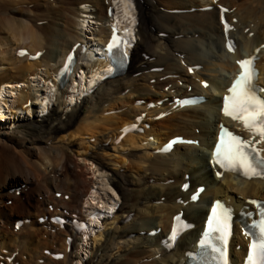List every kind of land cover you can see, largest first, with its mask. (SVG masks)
Here are the masks:
<instances>
[{
    "label": "bare ground",
    "instance_id": "1",
    "mask_svg": "<svg viewBox=\"0 0 264 264\" xmlns=\"http://www.w3.org/2000/svg\"><path fill=\"white\" fill-rule=\"evenodd\" d=\"M24 1L0 0V7L6 4L3 14L20 11ZM144 1L148 25L141 23L139 33L137 0H77L95 3L101 20L115 21L105 39L81 36L78 27L84 30L88 19L79 5L75 13L65 6L73 18L68 27L55 20L35 28L23 17L0 15V264H82L76 259L83 260V227L102 224L89 213L109 203L118 209L93 237L84 264L198 263L213 231L216 263L242 264L264 177L221 171L211 143L225 121L264 155V139L221 112V94L245 56H257L264 91V0ZM56 17L64 20L61 8ZM140 34L139 59L135 51L126 71L111 53L99 54L112 37L132 45ZM72 51L77 63L63 79L58 71ZM33 104L49 113L2 125L5 109L31 111ZM179 135L194 140L165 145ZM214 206L229 217L220 229Z\"/></svg>",
    "mask_w": 264,
    "mask_h": 264
},
{
    "label": "snow or ice",
    "instance_id": "2",
    "mask_svg": "<svg viewBox=\"0 0 264 264\" xmlns=\"http://www.w3.org/2000/svg\"><path fill=\"white\" fill-rule=\"evenodd\" d=\"M227 31V25L225 26ZM233 51L231 42L227 45ZM254 59V58H253ZM241 68L240 75L229 89L230 95L225 97L224 115L239 120L245 128L264 139V99L255 95L252 85L256 73L251 67L253 60L237 61ZM227 140L221 138V146L217 149L216 162L229 171H239L252 178L264 177V158H260L256 149L248 148V143L230 134ZM226 264V260L224 261ZM248 264H264V221L259 225V236L251 244Z\"/></svg>",
    "mask_w": 264,
    "mask_h": 264
},
{
    "label": "rangeland",
    "instance_id": "3",
    "mask_svg": "<svg viewBox=\"0 0 264 264\" xmlns=\"http://www.w3.org/2000/svg\"><path fill=\"white\" fill-rule=\"evenodd\" d=\"M137 1H138L139 20H140L139 28H140V31H144L143 29H141L142 28L141 23L144 24V22H145V24L148 25V23H147L148 21L146 20V17H145L146 14L141 10V7L139 6V1L141 2V5L142 6L146 2L144 0H137ZM75 2H76V0H27V1H24V2L19 3L18 8L20 9V11L10 10V11H8V13H5V14H3V11H4V8H5L6 4H2V6L0 7V15L4 19L10 18V17H17V18L23 17V18L29 20L31 22L30 24L33 25L35 28H37V27L40 28L42 25L52 23L55 20H58V22H64L63 27H68L66 25V21L69 22V20L70 19L73 20V18L72 17L70 18V15L67 14L68 10H67V8L65 6L70 3L69 4V7L71 9H70L69 12H72L73 11L72 9H73V7L75 5ZM9 7H11V9H12L13 7H16V6L10 5ZM60 8L63 11L64 20L63 19H59V18L56 17V15L58 16V10ZM2 34L3 33L0 32V36ZM148 38H149V44L150 45L158 46V45H155L158 42L156 39L154 40V38H151L150 35H149ZM142 39L143 38L141 37V34H140V39L139 40H142ZM140 46H138V45L136 46V49H135V51H136L135 58H138L137 50L139 49ZM139 55H141V53ZM16 72H18V71H16ZM107 86H109V84H106L105 85V87H107ZM26 90H28V87H26ZM78 101H83V103H84L85 102V97L83 99L78 100ZM83 103H81V104H83ZM71 112H73V110L70 111V112H68V113H65L64 114V116H65L64 119H66V114L68 115ZM84 114H85V111L83 109L79 113L78 118H77V121H76V123L73 124L72 128H74L77 125V122H81V118L84 116ZM36 118L38 119L39 116H35L34 115V116H32V119H30L29 121H33ZM62 134H63V132H58V138H57V140L61 141V135ZM81 137L78 136V139L80 140ZM85 138L89 139V136H87ZM80 153L82 154L83 153V150ZM81 156L82 155H80V159H81V161L83 163L84 162V159L81 158Z\"/></svg>",
    "mask_w": 264,
    "mask_h": 264
}]
</instances>
